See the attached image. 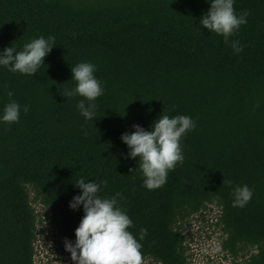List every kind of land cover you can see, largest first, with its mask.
<instances>
[{
  "label": "trees",
  "instance_id": "trees-1",
  "mask_svg": "<svg viewBox=\"0 0 264 264\" xmlns=\"http://www.w3.org/2000/svg\"><path fill=\"white\" fill-rule=\"evenodd\" d=\"M209 7L210 0H0V53L40 36L56 44L34 76L0 65V116L10 99L21 105L18 122L0 119V264H35L29 188L57 233L75 242L84 212L69 201L81 178L106 180L102 197L121 194L143 259L188 264L180 224L214 204L223 248L237 256L251 247L241 264H264V0H234L238 15L248 12L230 37L239 54L200 25ZM80 62L95 65L104 89L93 120L76 107L83 97L60 94L75 87L71 67ZM163 111L189 116L195 128L181 138L183 163L148 190L121 135L134 124L150 131ZM237 185L253 191L243 208L233 206Z\"/></svg>",
  "mask_w": 264,
  "mask_h": 264
},
{
  "label": "clouds",
  "instance_id": "clouds-1",
  "mask_svg": "<svg viewBox=\"0 0 264 264\" xmlns=\"http://www.w3.org/2000/svg\"><path fill=\"white\" fill-rule=\"evenodd\" d=\"M248 12L243 10L239 15L234 9V0H210V7L199 23L211 33L221 35L223 41L239 54L242 46L239 41H231L232 37L247 23ZM55 44L53 36H40L23 44L17 51L16 46L5 47L0 53V65L11 72L34 76L42 64L45 56L50 53ZM95 65L90 62H80L71 67L72 77L76 84L71 89H63L61 95L65 98L81 96L76 107L86 120L95 117L96 104L94 101L103 94L101 82L94 76ZM9 98L13 93L8 92ZM85 100L88 103H85ZM21 105L9 100L4 105L3 122L12 124L19 121ZM28 106L23 107L25 113ZM133 132H125L121 140L128 146L129 158H139L134 170H139L143 177V185L148 190L162 187L167 182L170 170L184 161L181 138L194 130L195 122L186 115L170 117L166 111L151 124V130H145L140 125H132ZM130 171H132L130 169ZM129 171V172H130ZM223 183L231 186L232 181L224 179ZM101 184L92 180L85 182L83 178L74 183L81 189L79 195L73 196L69 207L76 210L82 205L84 215L75 228V242L64 240V248L71 254L74 264H143L142 244L128 231L133 226L126 210L118 206L120 193L112 197L99 195ZM233 206L243 208L251 200L253 191L247 185H237L232 189ZM147 235V229H141L139 240Z\"/></svg>",
  "mask_w": 264,
  "mask_h": 264
},
{
  "label": "rangeland",
  "instance_id": "rangeland-1",
  "mask_svg": "<svg viewBox=\"0 0 264 264\" xmlns=\"http://www.w3.org/2000/svg\"><path fill=\"white\" fill-rule=\"evenodd\" d=\"M32 207L36 215V240L34 244L35 264H74L71 254L64 248V240L49 220L47 208L34 196L29 188ZM220 210L214 204H208L199 212L181 222L184 234L185 254L188 264H241L254 249L251 247L237 256L224 249V233L217 219ZM143 264H160L152 258H144Z\"/></svg>",
  "mask_w": 264,
  "mask_h": 264
}]
</instances>
